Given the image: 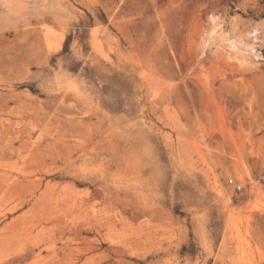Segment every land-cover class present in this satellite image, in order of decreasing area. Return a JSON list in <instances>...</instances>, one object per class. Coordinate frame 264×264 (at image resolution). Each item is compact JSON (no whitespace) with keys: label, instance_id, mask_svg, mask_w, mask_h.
<instances>
[{"label":"rangeland","instance_id":"obj_1","mask_svg":"<svg viewBox=\"0 0 264 264\" xmlns=\"http://www.w3.org/2000/svg\"><path fill=\"white\" fill-rule=\"evenodd\" d=\"M0 153V264H264V0H0Z\"/></svg>","mask_w":264,"mask_h":264},{"label":"built area","instance_id":"obj_2","mask_svg":"<svg viewBox=\"0 0 264 264\" xmlns=\"http://www.w3.org/2000/svg\"><path fill=\"white\" fill-rule=\"evenodd\" d=\"M260 182H261L262 186L264 187V176L260 179ZM228 184L234 188L235 192H241L242 191V186L239 185L238 183L234 182L232 179H230L228 181Z\"/></svg>","mask_w":264,"mask_h":264},{"label":"bare ground","instance_id":"obj_3","mask_svg":"<svg viewBox=\"0 0 264 264\" xmlns=\"http://www.w3.org/2000/svg\"><path fill=\"white\" fill-rule=\"evenodd\" d=\"M247 46H248V44H247ZM238 108V107H237ZM240 109V108H239ZM238 110V109H237ZM7 143V142H6ZM11 151V150H10ZM1 154V153H0ZM9 156V155H8ZM11 156V155H10ZM8 175V174H7ZM9 177H10V175H8ZM33 198V197H32ZM43 200L44 202L46 201V198L45 197H39V198H37V200ZM14 208V207H13ZM13 211V210H12ZM10 212V211H9ZM14 212V211H13Z\"/></svg>","mask_w":264,"mask_h":264}]
</instances>
